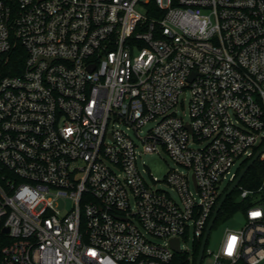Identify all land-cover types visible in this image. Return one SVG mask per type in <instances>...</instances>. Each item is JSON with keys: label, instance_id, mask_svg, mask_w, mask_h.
<instances>
[{"label": "built area", "instance_id": "built-area-1", "mask_svg": "<svg viewBox=\"0 0 264 264\" xmlns=\"http://www.w3.org/2000/svg\"><path fill=\"white\" fill-rule=\"evenodd\" d=\"M18 48L21 72L0 75V264H172L173 240L194 256L264 147V0H0V61ZM163 152L175 168L163 187L144 166L151 186L139 161ZM238 188L246 224L205 256L264 264V182Z\"/></svg>", "mask_w": 264, "mask_h": 264}, {"label": "rangeland", "instance_id": "rangeland-1", "mask_svg": "<svg viewBox=\"0 0 264 264\" xmlns=\"http://www.w3.org/2000/svg\"><path fill=\"white\" fill-rule=\"evenodd\" d=\"M185 101L184 107L180 109V115L185 118V120H188V101H189V96L186 95L182 99ZM149 127H146L144 130L147 131ZM242 161L237 162L235 165V168L233 169L234 172H238L242 168ZM146 166L149 168V171L152 173V175L157 178L158 181L162 182V186H164L163 182L166 179L167 175L169 174L170 170L174 169L175 166L169 156L163 152L161 156L158 155H143L142 158L139 161V168L140 171L143 173V170ZM143 176L148 184L153 186L152 180L150 179L149 174H144ZM226 183L222 185V188L224 189L226 187ZM239 189V188H238ZM237 189V190H238ZM234 200L239 203L240 197L235 195ZM246 224V217L244 212H239L235 214L234 216L226 219V220H220L219 223H216L215 226L213 227L207 249L208 251H211L212 253H217L218 250L220 249V246L222 244V241L224 240V235L226 230L231 229V230H240L242 229ZM185 247L188 248L190 251L194 252V243L192 240H189L188 242H185ZM185 254V253H184ZM202 264H213V259L210 256H205Z\"/></svg>", "mask_w": 264, "mask_h": 264}, {"label": "trees", "instance_id": "trees-1", "mask_svg": "<svg viewBox=\"0 0 264 264\" xmlns=\"http://www.w3.org/2000/svg\"><path fill=\"white\" fill-rule=\"evenodd\" d=\"M25 58V52L22 48H18L15 50L9 58V62L0 61V75L1 77H5L8 75H15L21 72L22 66ZM250 161L244 164V167ZM243 167V168H244ZM264 182V162L258 161L252 169L249 170L245 178L243 179L241 186L245 188L254 189L259 188ZM235 195L240 197V190L236 189L235 192L228 198L226 203L223 206L216 223H219L220 220H226L239 212H244L249 206L248 202L237 203L234 200ZM262 201H264V193L262 194ZM215 223V224H216ZM0 238H2V234L0 233ZM1 244V243H0ZM201 242L197 243V248L195 250L194 256L190 257L187 254L176 255L172 264H196L197 258L199 255Z\"/></svg>", "mask_w": 264, "mask_h": 264}, {"label": "water", "instance_id": "water-1", "mask_svg": "<svg viewBox=\"0 0 264 264\" xmlns=\"http://www.w3.org/2000/svg\"><path fill=\"white\" fill-rule=\"evenodd\" d=\"M256 155L257 156H255L253 159H251V161L246 165V167H244V169L240 172L237 179L229 187L230 189H228L227 192L220 199V201L218 203L219 206H217V208L215 210V213H214V215L210 221V224L207 228L204 239L202 241L196 264H202V262L205 258V251H206V247H207V244L209 241L211 231H212V229H213V227H214V225L218 219V216H219L223 206H225L224 204L226 203L228 198L235 192V190L239 187V185L242 183L243 179L245 178V176L247 175L249 170L252 169V167L260 160L261 156L264 155V147ZM4 232L9 233L8 230H5ZM172 248L176 251L177 254L181 255L182 250L180 248V241L179 240H173L172 241Z\"/></svg>", "mask_w": 264, "mask_h": 264}]
</instances>
